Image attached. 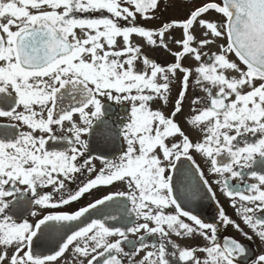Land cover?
<instances>
[{"label": "snow or ice", "instance_id": "snow-or-ice-1", "mask_svg": "<svg viewBox=\"0 0 264 264\" xmlns=\"http://www.w3.org/2000/svg\"><path fill=\"white\" fill-rule=\"evenodd\" d=\"M68 256L264 264V0H0V264Z\"/></svg>", "mask_w": 264, "mask_h": 264}, {"label": "flooded vegetation", "instance_id": "flooded-vegetation-1", "mask_svg": "<svg viewBox=\"0 0 264 264\" xmlns=\"http://www.w3.org/2000/svg\"><path fill=\"white\" fill-rule=\"evenodd\" d=\"M98 166H99V164H98ZM218 196L220 198V202H221L222 206L225 208L227 213L230 216H233V210L230 208L229 202L219 193H218ZM197 211H199L201 213V215L203 216L204 219L208 220L214 212V205L212 204V202L205 200L203 202V204L201 205V207L199 209H197ZM233 218H235V217L233 216ZM242 227H243V225H242ZM245 230L247 231V228H245ZM222 235H231V236L236 237L237 239L243 240V238L232 228L222 229ZM55 239H56V236L53 233L50 234L46 238H42L37 243L36 250L41 251V252L47 251V249L55 243ZM243 242L245 244H247L252 251H256L257 243H253V242H249V241H243ZM66 259H67L68 264H72L70 256H68Z\"/></svg>", "mask_w": 264, "mask_h": 264}, {"label": "rangeland", "instance_id": "rangeland-1", "mask_svg": "<svg viewBox=\"0 0 264 264\" xmlns=\"http://www.w3.org/2000/svg\"><path fill=\"white\" fill-rule=\"evenodd\" d=\"M173 13H172V10L170 9L168 12H164L163 13V16L165 17V18H167V17H169V16H171Z\"/></svg>", "mask_w": 264, "mask_h": 264}, {"label": "water", "instance_id": "water-1", "mask_svg": "<svg viewBox=\"0 0 264 264\" xmlns=\"http://www.w3.org/2000/svg\"><path fill=\"white\" fill-rule=\"evenodd\" d=\"M54 234V233H53Z\"/></svg>", "mask_w": 264, "mask_h": 264}]
</instances>
